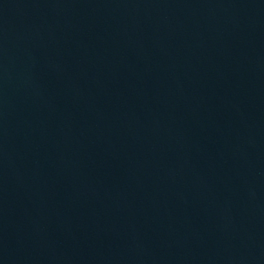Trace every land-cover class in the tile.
<instances>
[{"label":"water","instance_id":"1","mask_svg":"<svg viewBox=\"0 0 264 264\" xmlns=\"http://www.w3.org/2000/svg\"><path fill=\"white\" fill-rule=\"evenodd\" d=\"M0 264H264V0H0Z\"/></svg>","mask_w":264,"mask_h":264}]
</instances>
